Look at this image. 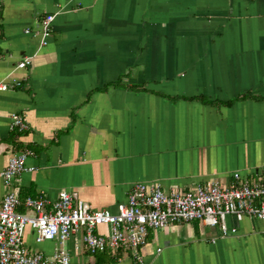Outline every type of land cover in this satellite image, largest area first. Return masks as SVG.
Returning a JSON list of instances; mask_svg holds the SVG:
<instances>
[{"label":"crops","instance_id":"obj_1","mask_svg":"<svg viewBox=\"0 0 264 264\" xmlns=\"http://www.w3.org/2000/svg\"><path fill=\"white\" fill-rule=\"evenodd\" d=\"M0 82V170L22 150L33 167L0 179V200L65 190L116 212L136 182L187 189L264 169V0H0ZM14 114L25 130L11 129ZM227 219L226 237L201 236L200 221L150 231L143 264H264L262 223ZM23 239L47 255L59 245L72 264H109L81 233L36 243L27 225Z\"/></svg>","mask_w":264,"mask_h":264},{"label":"built area","instance_id":"obj_2","mask_svg":"<svg viewBox=\"0 0 264 264\" xmlns=\"http://www.w3.org/2000/svg\"><path fill=\"white\" fill-rule=\"evenodd\" d=\"M52 20L53 15H46L40 21L42 44L50 34ZM29 63L27 57L18 67ZM8 88V83L0 82V91ZM10 127L25 130V118L12 115ZM30 155L31 151L22 150L9 156L0 170V179L6 186L23 171L33 169L25 164ZM21 206L25 210L19 211ZM229 216L237 221L244 217L255 219L264 227V169L251 180L234 172L229 184L211 180L187 189H164L159 183L136 182L116 212L95 209L65 190L59 191L54 200L43 194L21 200L18 193L8 190L0 200V264H72L68 251L59 245L51 255L28 249L23 239L27 225L33 229L36 243L57 240L61 244L74 233H81L90 254L131 251L135 263L143 264L139 249L146 244L150 231L172 223L200 221L217 227L218 236L226 237L236 232L227 224Z\"/></svg>","mask_w":264,"mask_h":264},{"label":"rangeland","instance_id":"obj_3","mask_svg":"<svg viewBox=\"0 0 264 264\" xmlns=\"http://www.w3.org/2000/svg\"><path fill=\"white\" fill-rule=\"evenodd\" d=\"M252 220H253V222L256 223V220H254V219H252ZM183 226H184V228H186V225L185 224ZM199 228H200V231H201V234H200L201 236H202V234L208 236V235H213V234L215 235V232H216V228L217 227H211V226L203 225L201 222H199ZM242 230H243V228L241 227L240 231H242ZM260 231H261V233H260ZM255 233H260L258 235H255V237L262 236V239H264V231L257 230ZM236 239H238V238L236 237ZM251 246H252V248H253V246H256V247H259V249H260L261 244L260 243H258L256 245L251 244ZM251 246H248V248H251ZM244 260H245L244 257H240L239 256V257H237L235 259V262H236V264H244Z\"/></svg>","mask_w":264,"mask_h":264},{"label":"trees","instance_id":"obj_4","mask_svg":"<svg viewBox=\"0 0 264 264\" xmlns=\"http://www.w3.org/2000/svg\"><path fill=\"white\" fill-rule=\"evenodd\" d=\"M21 196H24L23 194H21ZM20 210H22V208H19ZM117 260V256L116 255H109L107 258V261L109 264H115Z\"/></svg>","mask_w":264,"mask_h":264}]
</instances>
